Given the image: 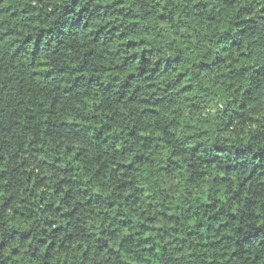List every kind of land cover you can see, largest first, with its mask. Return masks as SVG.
Wrapping results in <instances>:
<instances>
[{"label": "trees", "instance_id": "obj_1", "mask_svg": "<svg viewBox=\"0 0 264 264\" xmlns=\"http://www.w3.org/2000/svg\"><path fill=\"white\" fill-rule=\"evenodd\" d=\"M38 2L43 3V0ZM133 3L134 0H96L93 6V0H70L62 5L58 18L53 19L54 14L48 13L41 19L43 15L41 10L36 4H29L28 0H0V41H7L8 45H14V56L24 58L25 62L31 59L34 64L39 65L38 70L34 71L27 81L23 79V73L18 77L22 94L38 96L41 101H47L59 107L60 105H56L55 97H49L44 91L55 83L62 87L64 93L74 102H82L104 115L100 105L103 97L112 92L125 93L112 97L121 107L125 104L131 106L137 103L138 89H133L134 82H141L153 96L160 91L161 87L164 92L179 87L180 92L189 95L194 88L201 85L188 83L187 81L191 78L190 71L185 69H195L202 77L205 73L223 72L225 64L229 69L228 76L233 73L239 76L248 71L242 67L253 56V52L245 51L248 47V38L261 23H264V16H259V13H264V8H259V5L256 6L259 12L252 8H240L236 13V15L248 14L251 16V23L248 19L237 20L235 23L233 19H226L219 24V39L216 44L222 46L214 55H208L207 49L201 51L198 46L190 45L182 36L181 43L172 39V44L178 51L168 47L171 55L165 54L157 58L158 54L164 50L153 47V40L162 42V26L169 23L168 16L163 10L158 15L151 14L150 11L141 12L138 7L133 6ZM229 15L232 14L229 13ZM209 19L212 22V28H215L217 18L213 16ZM187 21L188 18L185 17L186 26L199 31V24H187ZM154 26L161 27V31L154 32ZM233 26L239 30L237 36L240 39H233L231 32ZM37 28L39 32L34 33L33 29ZM34 34L35 39H33ZM46 36L51 37L47 43H45ZM174 36L175 33H173ZM28 53L30 56L27 55ZM76 53L80 55L77 57ZM53 58H57L55 65H53ZM106 61L113 63H105ZM185 61L189 63L186 64ZM102 72L111 76L115 82L123 81V84L117 89L109 83L99 96L93 95L91 88L80 89L82 78H86L87 83L91 85L94 81L101 80ZM259 73L260 69L256 68L249 77L252 81L251 85L242 88L241 94L246 97V100L239 105L241 111L236 114L237 119L243 120L247 109L264 102V96L260 94L261 86L252 78L257 77ZM168 76L175 78L169 80L167 85L156 84L157 80L163 81ZM224 78L221 76L220 80L215 81L217 90L223 87ZM207 84L209 81H205V85ZM228 87L232 88L233 85L229 84ZM166 100L167 97H161L151 103L139 101L145 105L141 115L145 119L151 118L155 121L161 114V104ZM173 102L168 101V103ZM20 107L23 108V111L19 113L22 119H16L12 123L11 116H7L6 119L9 122L0 125V133L15 134L9 148L15 146L16 149L12 159H9L7 155H0V164L19 163L20 168L13 166L12 173H26L23 183L24 195L19 200L20 207L15 209V216L20 220L31 221L36 213L42 216L59 213L69 220L70 226L71 214L62 212L61 204L55 203V200L59 198L63 201L72 195L71 190L67 188L68 177L74 178L79 175V170L86 166L85 157L88 151L73 152L65 146L56 156L55 164L44 160L42 162L44 166L61 174L60 179L55 183L47 176L38 179L39 173L28 167L27 160L20 161L19 157L32 147L27 141L36 133L38 123L40 143L33 148V151L48 152L45 141L51 144L53 135L58 137L61 132L67 131L73 125L77 129L82 124L87 127L88 121L84 119L61 121L57 126L54 118L49 119L51 112L45 110L46 105L42 104L40 110L44 111V117L43 122L40 123L39 111L32 100L29 99L26 105L25 101L21 100ZM189 107L194 108L195 105ZM32 113L37 115L33 116ZM122 115L123 113L119 116L105 117V122L110 125L107 131H104V123L95 124L104 137L102 147L109 146L107 139L109 137L117 138V143H129L139 136L141 143L135 151L140 154L135 157V160L128 162L127 150L118 148L115 161L108 163L102 173L96 174L101 177L112 176L113 171H118L119 179L124 181L117 183L115 192L119 195L106 201L98 195L102 185L97 184L96 199L89 197L87 200L89 209H95L97 213H101V207L115 210L121 217L120 229H114L112 233L104 230L99 236L96 233H88L85 229V235L82 237L74 235L69 239L65 225H57L55 220L46 219L44 223L49 227L42 229L44 235L37 241L40 247L33 253V258L36 259L38 253L43 252L46 257L44 264H54L55 257L47 249L59 252L65 248L64 243H59L60 240L66 241L70 246H77L78 241L83 239L85 242L91 241L95 245V250L101 255L109 253L112 256L130 257L129 260L121 261V264H181V262L195 264L201 255L205 257L201 264H264V223L261 222L264 221V216H259L254 211L244 213L242 216L238 215L243 208L258 205L259 208L264 209V203H261L264 200V150L252 154L254 145L246 141L244 148L236 149L234 158L221 162L223 165L221 167L217 164L220 157L204 161L206 168L216 169L219 172V175H212L210 182H208L207 173L203 171L201 177L197 178L199 182L192 176H186L183 165L177 166L175 174L168 170L169 165H162L157 170V174L152 175L153 161L161 159L160 152H163L165 156L168 155L171 141L166 144L163 137L147 135L144 130L137 127L135 122L132 123V130L125 132L128 122L121 123ZM168 115L172 113L169 112ZM93 119L95 120V117ZM248 119L250 123L256 122L255 116ZM173 124L187 127L186 139L199 135L194 131L195 125H186L183 119L173 120ZM208 127L206 124L201 125L203 131H207ZM164 130L167 131V127ZM19 134L25 138L22 148ZM255 139L253 136L252 140ZM157 140L160 142L157 143ZM197 148L193 149V154ZM153 152L156 155H151ZM174 157H176L175 152L169 159L176 164L177 160L173 159ZM104 159L107 160L108 157L105 156ZM62 162L63 168H61ZM68 164L72 167L69 168ZM36 167L41 168V165L37 164ZM140 173H143L144 186L135 179ZM7 176V169H0V178H7ZM112 179L115 180L116 177L113 176ZM88 183L87 177L84 181H76L79 192L86 196L89 189L85 185ZM29 185L33 191L29 190ZM29 195L32 197L31 200L27 198ZM181 196L185 199L188 196L192 197L193 208L187 209V213L190 214L187 217L185 209L181 203L177 202ZM165 200L166 203H160ZM137 205L143 206L144 211H140ZM229 205L231 211L228 209ZM4 207L7 208L8 205L5 204ZM21 208H27L29 211H21ZM149 210H152V215L147 214ZM72 211L77 210L73 208ZM101 214L107 216L108 212L104 211ZM245 218L254 223L249 224L247 230L244 227H238L233 231V224L243 223ZM162 223L166 226L161 227ZM121 231L126 235L120 241V247L127 251L118 253L112 247V243ZM170 233H174L175 238L165 243L163 237H167ZM17 235L25 243L33 239L31 229L17 228L13 232V238ZM105 236L112 239H107ZM137 240L141 241L143 246L136 244ZM137 251L141 255H136ZM20 252V248L13 249L14 255ZM167 253H174L175 256L169 255L168 260L164 261L163 258ZM132 257L135 259L133 260Z\"/></svg>", "mask_w": 264, "mask_h": 264}, {"label": "clouds", "instance_id": "obj_2", "mask_svg": "<svg viewBox=\"0 0 264 264\" xmlns=\"http://www.w3.org/2000/svg\"><path fill=\"white\" fill-rule=\"evenodd\" d=\"M70 0H43V3H39L38 0H28L29 4H36L41 10L43 19L48 13H53V19L58 18L62 11V5L68 3ZM96 0H93V6ZM259 8H264V0H134L133 6L138 7L141 12L150 11L151 14L158 15L161 10L168 16L169 23L163 25V40H153V47H158L164 51L158 54L157 58L165 54L171 55L168 52V47L173 48L174 51H178L175 45L172 44L174 38L178 43H181V37L183 36L190 45H196L201 51L207 49L208 55H214L219 51V47L216 41L219 39V24L223 23L226 19H233V23L237 20L248 19L251 23V16L246 13H240V8H252L259 12ZM26 6V5H21ZM229 13L232 15L230 16ZM35 15V14H34ZM255 15V13H252ZM217 18V25L212 28V22L209 17ZM259 16H264V13H259ZM257 16V19H259ZM185 17L188 18L187 24L197 23L200 25L199 31H194L192 28L186 26L184 23ZM247 27V25H242ZM154 32H160L161 27L154 26ZM239 30L234 26L231 29L233 39H240L237 36ZM34 33L39 32V29H33ZM173 33L175 36L173 37ZM35 39V34L33 36ZM51 37L46 36L45 43L50 40ZM245 51L253 52L252 58L244 63L242 67L248 71L242 75L237 76L233 73L228 76L229 69L227 64L223 72H212L205 73L203 77L195 69H185L190 71V79L188 83L194 85H201L196 87L189 95H185L180 92L179 87L169 92H164L163 87L156 93L155 96L152 92L147 89L141 82H134L133 89L136 91L137 103L134 105L125 104L121 107L115 103L112 97L125 94L122 91L112 92L103 97V102L100 108L103 109L104 115L100 112L91 108L84 103H76L70 96H67L63 88L53 83L48 89H45L49 97H55L56 105L59 107L47 103V101H41L38 96H26L22 94L20 87V80L18 77L23 73V79L27 81L28 77L32 75L34 71L39 68L38 64H34L31 59H27L25 62L24 58L16 57L13 55L15 52L14 45H8L7 41H0V125L6 124L9 121L6 119L7 116H11V122L14 123L16 119H22L19 114L23 111L20 107V101L24 100L25 105L28 100H32L33 104L36 105L40 123L43 122L44 111L40 110L41 105H46L47 111L51 112L49 119H55L57 126L60 125L61 121L68 120H80L84 119L88 121V126L85 127L83 124L79 129L73 125L67 131L61 132L57 137L52 136V143L48 144L45 141V146L49 149L48 152H34L33 148H36L39 143V123L36 125V133L27 141L32 145L28 148L25 153H22L19 157L20 161L27 160L28 167L35 169L39 175L38 179L42 176H47L50 181L55 183L56 180L60 179V172H53L50 168L43 165V161L47 160L50 164H55L56 156L60 150L67 146L73 152H84L88 151V155L85 157L86 166L79 170V175L68 177L67 188L71 190L72 195L68 199L61 201L57 198L55 203L61 204L62 212L70 213L71 224L69 226V220L63 218L61 214H49L48 216H42L36 213L32 220L27 219L20 220L15 216V209L20 207L19 200L24 195L23 183L24 176L26 173L20 172L18 174L12 173V168H20V164L6 163L0 164V169H7V178H0V264H44L46 257L43 252L38 253L36 259L33 258V253L37 252L40 247L37 241L40 236L44 233L42 229L49 227L45 225L44 221L55 220L57 225L63 224L66 227L69 239L72 236H83L85 235L84 230L87 229L88 233H96L97 236L101 232L107 230L112 233L114 229H120L121 217L117 215L115 210L105 209L101 207V213L104 211L108 212L107 216H103L101 213L95 212V209H89L87 200L91 197L93 200L97 197L95 191L97 184L102 185L98 195L104 198L106 201L117 197L119 194L115 192L117 183H123L124 181L119 179V172L113 171L112 176H98L97 172H103L104 167L115 161L117 156V149L127 150L126 159L128 162L135 160V157L140 153L135 151L138 144L141 143L140 137L137 136L135 141L129 143H117V138L109 137L108 145L103 146L104 137L101 135V130L95 127L97 122L104 123V131L110 126L105 122L106 116L117 115L120 116V121L128 122V127L125 132L132 130V123L135 122L137 127L144 130L147 135L155 137H163L164 142L167 144L171 141L168 149V155L165 156L163 152H160L161 159L159 161H153L152 175L157 174V170L162 165H169V171L175 174V170L178 165H183V171L186 176H192L194 180L201 177V172H206L208 175V182L211 181L213 174L219 175L216 169L206 168L203 164L204 161H210L215 157H220V161L217 162L218 167L223 166L221 162L227 161L234 158L237 148H244L246 141L254 145V154L256 151L264 150V102L258 103L256 106H251L246 110L247 114L243 120L237 119L236 114L241 111L239 105L245 102L246 97L241 94L242 88L251 85L252 81L249 77L255 72L256 68L260 69V73L257 77H252L257 80L261 86L260 94L264 96V23H261L255 30V32L248 38V47ZM27 55L30 56V53ZM77 57L79 53L75 54ZM182 55V53H181ZM56 59L53 58V65L56 64ZM79 63V60H77ZM105 63H113L112 61H106ZM185 63H189L185 61ZM94 67H99L94 65ZM114 67V64H113ZM163 71V68H161ZM221 76L225 78L222 81L223 87L217 90L215 81L220 80ZM174 76H168L163 81H156L157 85H167L169 80L174 79ZM71 79V77H69ZM205 81H209V84L205 85ZM109 83L113 84L114 88L119 89L123 81L115 82L112 77L101 73V80L94 81L93 84L89 85L86 78H82L80 89L91 88L92 94L99 96L104 88ZM233 85L229 88L228 85ZM207 88V90H205ZM161 97H167V100L161 104V114L155 121L148 118L145 119L141 113L144 111L145 105L139 101H147L149 103L159 100ZM65 101H67L65 103ZM168 101H174L168 103ZM195 105L194 108L189 107ZM227 109V112L225 110ZM171 112L172 115H168ZM36 116L37 113H32ZM255 116L256 122L250 123L249 117ZM95 117V120L93 119ZM183 119L186 125H195L194 131L198 133V136H192L187 138L188 129L185 125H175L173 120ZM208 125V130L203 131L201 125ZM167 127V131H165ZM255 136V140L252 137ZM15 138L14 135H4L0 133V155H7L9 159L13 158L15 146L9 148V144ZM21 141L20 147H23L24 136L19 134ZM8 142L7 144L5 142ZM160 141L157 140V143ZM198 145V148H197ZM197 148L195 154L193 149ZM176 153V157L173 159L177 160L176 164H173L172 153ZM156 155V153H151ZM108 159L105 160L104 157ZM40 164L41 168H37L36 165ZM191 165V167H189ZM69 168L71 164L67 165ZM64 167V163H61V168ZM116 179L113 180L112 177ZM85 177L88 178L89 183L85 185L88 187V195H84L79 192V185L76 181H84ZM140 182L141 186H144L143 173H140L135 177ZM151 179V177H149ZM167 179V177H165ZM199 182V180H197ZM29 190L31 186L29 185ZM134 191V189H133ZM28 200L32 197L29 195ZM192 197L188 196L185 199L184 196L180 197L177 201L181 203V206L185 209L186 217L190 214L187 213L188 208H193ZM160 203H166L161 201ZM264 203V200L261 201ZM8 207L5 208L4 205ZM42 207V206H41ZM140 211H144V207L137 205ZM73 208L77 211L73 212ZM231 211V206H228ZM21 211H29L27 208H21ZM159 211V206H157ZM256 212L259 216H264V209L259 206L243 208L242 212H238V215H243L248 212ZM148 215H152V210H149ZM264 223V221H261ZM254 221L245 218L243 223H234L233 231L238 227H244L247 230L249 224ZM103 225V227H101ZM161 227H165L166 224H160ZM33 231V239L25 243L21 241L19 236L13 238V232L15 229ZM126 235L121 231L120 235L113 240L112 247L117 250L118 253L126 252L127 249L120 247V241ZM163 237V234H161ZM107 239L112 237L105 236ZM175 234L170 233L167 237H163L164 242L168 243L169 240L174 239ZM103 242V241H101ZM59 243H64L65 248L59 252H54L52 249H47L54 257V264H121V261L129 260L130 257L127 255H116L112 256L109 253L101 255L95 250V245L89 241L85 242L83 239L78 241L77 246H70L64 240H60ZM136 244L142 242L137 240ZM30 245V246H29ZM20 248L21 252L18 255L13 254V249ZM195 249V245H193ZM219 251V250H217ZM88 254L85 255L84 253ZM136 255H141L137 251ZM169 255L175 256L174 253H167L164 256V261L168 260ZM134 260L135 257H132ZM205 259L204 256H200L199 260L195 261V264H201ZM183 264V262H181Z\"/></svg>", "mask_w": 264, "mask_h": 264}]
</instances>
